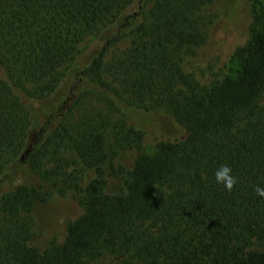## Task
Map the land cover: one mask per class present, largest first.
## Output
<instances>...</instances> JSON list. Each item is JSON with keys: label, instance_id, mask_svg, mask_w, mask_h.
<instances>
[{"label": "trees", "instance_id": "trees-1", "mask_svg": "<svg viewBox=\"0 0 264 264\" xmlns=\"http://www.w3.org/2000/svg\"><path fill=\"white\" fill-rule=\"evenodd\" d=\"M242 1L0 0V264H88L106 251L264 264V5L237 72L203 85L183 66L206 43L203 10ZM107 28L83 61L81 44ZM124 149L138 151L130 168ZM221 165L231 191L215 181ZM24 169L84 210L42 249L33 210L53 192L14 186Z\"/></svg>", "mask_w": 264, "mask_h": 264}, {"label": "rangeland", "instance_id": "rangeland-1", "mask_svg": "<svg viewBox=\"0 0 264 264\" xmlns=\"http://www.w3.org/2000/svg\"><path fill=\"white\" fill-rule=\"evenodd\" d=\"M264 5V0H243L238 7L227 10L223 3H215L206 7L203 14L206 43L196 49L194 54L184 57L183 66L186 72L195 76L203 85L209 84L215 79H221L226 75H232L238 71L236 53L244 47L251 38V25L254 21L256 10ZM113 29H105L96 37H89L81 44V56L85 61L89 58L92 48L97 46L98 40L104 38ZM130 45V38L126 37L110 49V53L123 50ZM168 116L166 113H163ZM35 118L38 116L35 114ZM164 122L167 119L164 118ZM152 144L145 149L146 152L154 151ZM138 155L134 149L119 151L118 162L130 168ZM33 185L43 187L53 193L46 202L35 205L33 215L35 222L32 229L31 244L38 248H45L53 239L63 240L69 222L83 213L78 197L72 191L62 195L53 186L42 180L40 175L29 170H21L14 186ZM121 187L120 180L109 178L105 187L108 193H115ZM88 264H140L129 258L127 254L106 251L101 256L90 259Z\"/></svg>", "mask_w": 264, "mask_h": 264}, {"label": "clouds", "instance_id": "clouds-1", "mask_svg": "<svg viewBox=\"0 0 264 264\" xmlns=\"http://www.w3.org/2000/svg\"><path fill=\"white\" fill-rule=\"evenodd\" d=\"M231 173L228 165H221L214 173L216 183L223 185L227 191H231L236 183V178ZM254 191L257 196L264 198V187L256 186Z\"/></svg>", "mask_w": 264, "mask_h": 264}]
</instances>
